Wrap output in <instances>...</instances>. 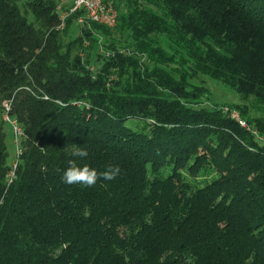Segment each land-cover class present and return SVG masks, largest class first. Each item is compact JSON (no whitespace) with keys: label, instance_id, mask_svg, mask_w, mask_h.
<instances>
[{"label":"trees","instance_id":"1","mask_svg":"<svg viewBox=\"0 0 264 264\" xmlns=\"http://www.w3.org/2000/svg\"><path fill=\"white\" fill-rule=\"evenodd\" d=\"M60 1L0 0V264H264V0Z\"/></svg>","mask_w":264,"mask_h":264},{"label":"built area","instance_id":"2","mask_svg":"<svg viewBox=\"0 0 264 264\" xmlns=\"http://www.w3.org/2000/svg\"><path fill=\"white\" fill-rule=\"evenodd\" d=\"M63 2H70V10L69 12L72 13L77 10H83L85 12V17L81 16L79 18L80 22H84L85 18H88L91 21L98 22L105 24L107 26H115L118 20V9L116 8L113 0H61ZM65 12L62 15V19L69 13ZM228 110V108H225ZM232 117H234L240 125L250 129L247 121L244 120L240 113L237 110L232 111ZM14 128L17 135H21V129L16 125L15 122ZM255 134L259 135L258 131H254ZM261 137V136H260ZM18 155L21 153V150L17 149Z\"/></svg>","mask_w":264,"mask_h":264},{"label":"clouds","instance_id":"3","mask_svg":"<svg viewBox=\"0 0 264 264\" xmlns=\"http://www.w3.org/2000/svg\"><path fill=\"white\" fill-rule=\"evenodd\" d=\"M75 157L86 158L88 152L86 149H75L72 152ZM69 166L63 172L62 180L64 183L69 185H81L85 187L95 186L98 180H114L120 173L121 168L116 165H109L102 172H98L96 168L90 167L87 164L78 166L75 160L68 161Z\"/></svg>","mask_w":264,"mask_h":264},{"label":"rangeland","instance_id":"4","mask_svg":"<svg viewBox=\"0 0 264 264\" xmlns=\"http://www.w3.org/2000/svg\"><path fill=\"white\" fill-rule=\"evenodd\" d=\"M60 2L63 3V1ZM206 85L210 89L209 101L221 103L236 102L239 100L238 93L223 84H220L216 81L208 80Z\"/></svg>","mask_w":264,"mask_h":264}]
</instances>
